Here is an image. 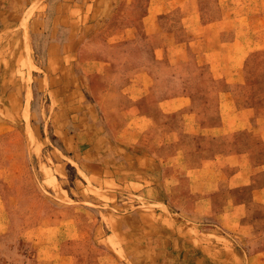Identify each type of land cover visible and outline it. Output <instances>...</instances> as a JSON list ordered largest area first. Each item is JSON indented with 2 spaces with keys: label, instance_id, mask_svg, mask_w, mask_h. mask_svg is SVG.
I'll return each mask as SVG.
<instances>
[{
  "label": "crops",
  "instance_id": "obj_1",
  "mask_svg": "<svg viewBox=\"0 0 264 264\" xmlns=\"http://www.w3.org/2000/svg\"><path fill=\"white\" fill-rule=\"evenodd\" d=\"M28 2L0 0V13L21 15ZM52 3L53 23L69 26L66 41L75 40V25L106 29L92 63L99 62L98 72L110 76L116 99L127 105L120 119L128 123L113 140L99 133L95 148L67 152H79L78 166L102 187L106 181L131 187L138 200L155 205L148 226L138 210L106 213L114 219H100V227L117 234L114 246L82 240L90 227L97 232L96 222L69 219L80 240L60 239L56 263L204 264V244L189 253L188 241L175 240L163 224V209L178 224L211 234L213 244L231 243L240 264H264V148L217 145L221 137L264 130V0ZM79 247L100 249V256L87 263ZM141 249L149 252L143 262Z\"/></svg>",
  "mask_w": 264,
  "mask_h": 264
},
{
  "label": "rangeland",
  "instance_id": "obj_2",
  "mask_svg": "<svg viewBox=\"0 0 264 264\" xmlns=\"http://www.w3.org/2000/svg\"><path fill=\"white\" fill-rule=\"evenodd\" d=\"M28 1L21 15L15 10L10 17L0 13V264H58L60 239H66L62 244L80 240L69 230V219L91 226L96 222L97 232L90 227L82 240L114 246L115 232L104 228L109 234L101 240L105 232L100 219L109 223L114 217L106 213L138 210L148 226L155 205L138 200L131 187L113 181L102 187L96 175H85L78 166L79 152L66 150L95 148L96 135L113 140L128 123L120 119L127 105L116 99L110 76L98 72L99 62L92 63L99 60L100 34L106 29L98 24L75 25V40L66 41L69 26L53 23L52 0ZM217 145L264 148V130L221 137ZM161 211L175 240L188 241L189 253L194 255L196 244H204V264H240L231 243L219 238L213 244L211 234L198 232L188 222L178 224V216ZM147 235L145 231L141 238ZM78 250L87 263L101 252ZM115 252L125 258L123 249ZM148 256L147 249L140 250L142 262Z\"/></svg>",
  "mask_w": 264,
  "mask_h": 264
}]
</instances>
